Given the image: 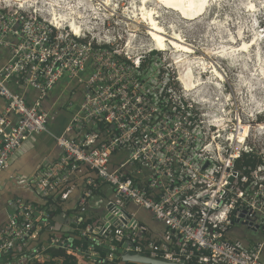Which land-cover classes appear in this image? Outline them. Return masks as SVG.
Segmentation results:
<instances>
[{
    "label": "built area",
    "instance_id": "2783aa9c",
    "mask_svg": "<svg viewBox=\"0 0 264 264\" xmlns=\"http://www.w3.org/2000/svg\"><path fill=\"white\" fill-rule=\"evenodd\" d=\"M112 34L88 38L0 0V49L8 53L0 174L32 137L48 133L59 96L44 102L55 86H83L81 103L53 135L58 160L39 165L23 186L35 201L0 209V264H63L53 250L77 264H122L130 252L172 264H264V240L244 247L226 237L235 226L264 236V159L246 140L224 139V105L197 102L178 77L174 87L163 52L151 47L133 58V46ZM245 155L260 163L238 169ZM131 207L148 210L155 225L139 222Z\"/></svg>",
    "mask_w": 264,
    "mask_h": 264
},
{
    "label": "rangeland",
    "instance_id": "374dc122",
    "mask_svg": "<svg viewBox=\"0 0 264 264\" xmlns=\"http://www.w3.org/2000/svg\"><path fill=\"white\" fill-rule=\"evenodd\" d=\"M5 2H10L14 7L21 4L25 9L36 12L49 21L55 18L60 25L68 26L69 22H74L88 38L107 29L112 30L115 38L122 39V46L126 42L133 46L131 52L133 58L146 54L152 47L140 11L141 7H144L143 0H5ZM146 7L153 11L167 34L178 32L183 41L193 47V54L188 55L180 68L186 73V69L191 68L200 84L188 93L190 97L213 107L224 105V139L235 142L237 137L242 136L254 156L264 159V0H211L204 15L192 21L180 19L176 13L164 9L155 0H148ZM243 44L249 45L248 48L242 50ZM171 52L166 51L159 55L160 64L171 73L174 87L179 89L180 85L175 78H179L181 70L174 64V58L180 57V53ZM199 61L204 67L202 64L192 65ZM212 69L216 70L219 77ZM148 73L153 74L150 76V81L153 82L157 70L152 66ZM62 83L57 85L54 96L61 92ZM82 92V85L71 84L66 87L58 98L52 117L58 114L66 119L70 117V105L81 103ZM38 143H40L38 139L31 144L25 143L20 155L24 152L26 154L35 152ZM41 144L39 151L47 147L55 154L60 152L49 136H43ZM33 175L34 173L13 175L23 180L20 184L14 182L13 178L0 179L2 204L14 198L34 200L31 191L23 187ZM105 195L110 196V192L106 190ZM129 212L134 213L137 220L145 225L155 224L152 214L144 208L131 207ZM226 237L229 241L239 242L244 247L264 240L260 232L238 226L232 227Z\"/></svg>",
    "mask_w": 264,
    "mask_h": 264
},
{
    "label": "bare ground",
    "instance_id": "6f19581e",
    "mask_svg": "<svg viewBox=\"0 0 264 264\" xmlns=\"http://www.w3.org/2000/svg\"><path fill=\"white\" fill-rule=\"evenodd\" d=\"M155 1L158 5H161L164 9L176 13L180 19L186 21H192L204 15L211 0H155ZM143 2H144V7H141L140 11L142 12L143 22H145L144 27L146 28V35L149 38L150 41L149 43H151L152 48L154 50L159 52L172 51L171 52L172 54L180 53V57L177 56L178 58L176 59L174 58V64L177 65L178 69H180L181 66H183L182 62L186 58H188V55L193 54V49H192L193 47L191 48L190 45L186 44L185 41H183V39L181 38V35L178 34V32L177 33L173 32L171 33V35L167 34L166 33L167 31L165 30V28L162 27V25H160L153 11L147 9L146 3L148 2V0H143ZM52 20L55 21L56 24L60 23L57 20H55V18H53ZM67 25L68 28H70L75 34H78L80 28L76 26L74 22H69ZM248 46L249 45L247 44H243L242 50L247 49ZM181 54L183 56H181ZM201 62L200 61L196 63L194 62L192 63V65L195 66L196 64L198 65L202 64L201 66L204 67V64ZM180 70L181 73H179L178 81L182 86L183 90L185 92H191L195 90L200 84H198L197 82L198 79H195L192 69L191 68L186 69L187 73L184 72L182 69ZM213 72L215 73V75L218 76L216 70H213ZM236 140L238 142H242L245 140V138L239 136L236 138Z\"/></svg>",
    "mask_w": 264,
    "mask_h": 264
},
{
    "label": "crops",
    "instance_id": "0c3cea01",
    "mask_svg": "<svg viewBox=\"0 0 264 264\" xmlns=\"http://www.w3.org/2000/svg\"><path fill=\"white\" fill-rule=\"evenodd\" d=\"M7 58H8V53L5 50L0 49V66L7 60ZM63 83H62L63 87L61 89V92L56 96H54L55 90L57 87V86H55L53 91L48 95L47 101L44 102V107L48 108L57 99V97L61 95L63 88H64ZM1 106H2V102L0 101V107ZM59 110L60 109H58V111ZM71 111H72V109H70L69 116L71 114ZM68 119H69V117L66 119L63 115H61V116H59V114L54 115L50 119V121L47 125L48 133H42L40 135L34 136L27 142V143L31 144L34 140L38 139V141L40 143H38V145H37L38 147H37L36 151L32 152L30 154L29 153L26 154L23 150L22 151V152H24L23 155H20L21 151L18 152L17 154H15L11 159L9 170L3 174H0V179L1 180H7V179L9 180L10 175H12V176L13 175H32L33 173H35L38 166L41 165L42 163L43 164H49V163H53V162L57 161L59 156H60V152L55 154L50 149H48L46 146L45 147L47 149L43 148L40 151H39V149H41V146H42L41 142H42L43 136H49L54 142L53 135L60 132V130L63 128L64 124L66 123V121ZM54 146L56 147L55 142H54ZM56 149H58V148L56 147ZM14 199H17V198H14ZM14 199H12V200H14ZM7 201H11V200H7ZM7 201L3 202L4 204H2V202L0 201V209L2 208V205L4 206L6 204ZM25 201L32 202V201H35V199L34 200H25ZM90 216L93 218L97 217L96 213L90 214ZM4 221H5V218H4L3 214L0 212V224ZM94 221L96 222L97 220L92 219L91 222H94ZM153 225H155V224H153ZM263 256H264V252H263ZM80 264H89V263H80Z\"/></svg>",
    "mask_w": 264,
    "mask_h": 264
},
{
    "label": "trees",
    "instance_id": "16d2710c",
    "mask_svg": "<svg viewBox=\"0 0 264 264\" xmlns=\"http://www.w3.org/2000/svg\"><path fill=\"white\" fill-rule=\"evenodd\" d=\"M260 163V161H257L253 156L245 155L242 157L240 161L236 162V167L238 169H241L242 167H251L254 168ZM60 208L58 207L57 210L53 212V218L57 219L60 215ZM50 255L52 257H63V264H77L75 259L71 256H68L63 251L59 250H53L49 251ZM100 254L103 255L104 253L100 251Z\"/></svg>",
    "mask_w": 264,
    "mask_h": 264
},
{
    "label": "water",
    "instance_id": "95a60500",
    "mask_svg": "<svg viewBox=\"0 0 264 264\" xmlns=\"http://www.w3.org/2000/svg\"><path fill=\"white\" fill-rule=\"evenodd\" d=\"M122 264H172L158 259H151L145 255L135 253H126L121 256Z\"/></svg>",
    "mask_w": 264,
    "mask_h": 264
}]
</instances>
